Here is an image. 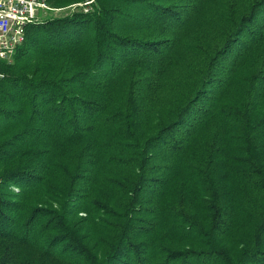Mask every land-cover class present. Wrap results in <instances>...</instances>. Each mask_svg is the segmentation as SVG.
<instances>
[{"label":"trees","instance_id":"1","mask_svg":"<svg viewBox=\"0 0 264 264\" xmlns=\"http://www.w3.org/2000/svg\"><path fill=\"white\" fill-rule=\"evenodd\" d=\"M49 5L0 60V264H264V0Z\"/></svg>","mask_w":264,"mask_h":264},{"label":"built area","instance_id":"2","mask_svg":"<svg viewBox=\"0 0 264 264\" xmlns=\"http://www.w3.org/2000/svg\"><path fill=\"white\" fill-rule=\"evenodd\" d=\"M78 6H71L75 10ZM50 8L49 0H0V60L11 62L25 42L26 28L41 19ZM57 10L56 13H60ZM3 77L0 73V79Z\"/></svg>","mask_w":264,"mask_h":264},{"label":"rangeland","instance_id":"3","mask_svg":"<svg viewBox=\"0 0 264 264\" xmlns=\"http://www.w3.org/2000/svg\"><path fill=\"white\" fill-rule=\"evenodd\" d=\"M83 5V4H82ZM41 14L43 15V12H41ZM54 15H59V14H55V12H53V11H49L48 13H47V15L46 16H54Z\"/></svg>","mask_w":264,"mask_h":264}]
</instances>
